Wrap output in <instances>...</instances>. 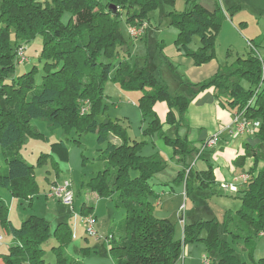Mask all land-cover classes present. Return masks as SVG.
<instances>
[{
	"label": "trees",
	"instance_id": "obj_1",
	"mask_svg": "<svg viewBox=\"0 0 264 264\" xmlns=\"http://www.w3.org/2000/svg\"><path fill=\"white\" fill-rule=\"evenodd\" d=\"M160 1L169 6L175 2L0 0V148L6 163L0 172V187L7 188L14 198L29 201L38 193L34 165L20 153L26 137L42 135L31 125L32 119L44 120L51 131L78 129L94 132L102 146L98 159L104 162V166L84 185L97 198L113 199L115 206L124 211L106 236L108 253L114 264H174L181 253V241L175 238V226L171 221L154 215L150 199L159 196L153 190L151 180L164 171L166 161L159 154H142V142L130 139L126 127L119 122L97 121L96 115L105 106L103 87L108 76L111 75L123 91L140 92L137 106L142 120L148 119L144 132L159 135L178 157L177 163L183 164L175 179L183 183L187 197L216 183L211 163L204 170H196L193 157L191 162H186V156H191L187 154L192 150L191 141L186 135L178 134L180 118L201 91L211 89L216 103L228 110L232 118L239 115L257 123L250 134H244L253 136L264 147V59L256 51L260 40L249 42L251 50L246 55L230 65L220 66L202 81L194 83L181 77L180 85L170 93L166 84L147 66L146 56L144 64L132 60L128 45L118 35L121 13H125L129 27L142 24L137 23L140 21L150 22L152 26L150 11L156 10ZM217 2L215 0L214 8L208 10L200 0H184L182 9L171 7L165 14L169 24L178 30L175 38L178 50L190 56L195 64L213 57L215 34L225 19ZM64 12L69 14L66 22L62 21ZM11 31L15 39L13 45L9 39ZM148 32L146 27L145 36ZM129 35L140 39L145 37L130 32ZM194 35H198L201 41L197 49L189 47ZM37 36L42 38L39 59L43 61V74L41 83L36 86L33 68L16 77L9 76L14 70V59L17 63L28 60L24 45ZM158 47L162 49V46ZM19 49L24 54L21 61L17 55ZM244 80L246 85L242 84ZM158 102H164L167 107L164 121L156 111ZM165 126L174 128V133L166 134ZM75 140L79 142L76 137ZM244 145L242 154L236 155L232 163L247 177H237L227 183L234 184L236 190L218 185L228 192H241V206L235 214L225 211L221 223L231 241L243 240L244 250L251 256L255 238L264 233V153L263 156L258 154L255 145ZM66 151L65 139L52 141L50 151L38 156V164L50 158L54 171L58 173V163L66 159ZM247 159H251L250 165ZM52 187L49 195L61 200L52 194ZM93 200L91 196L83 201L80 211L83 216L90 215L95 225ZM179 218L184 223L183 214ZM218 227L214 218L185 223L183 243L202 239L207 250L204 263L207 259L208 264H250L234 253L230 242L218 233ZM0 229L11 233L14 238L7 252L0 254L3 264H47L43 245L50 237L51 228L43 216L27 215L20 226L15 227L9 218V207L0 196ZM94 229V235L87 233L98 238ZM52 233L59 241L53 246L55 264H89L84 259L73 258L64 250L71 235L65 222L58 224ZM254 264H264V257Z\"/></svg>",
	"mask_w": 264,
	"mask_h": 264
},
{
	"label": "rangeland",
	"instance_id": "obj_2",
	"mask_svg": "<svg viewBox=\"0 0 264 264\" xmlns=\"http://www.w3.org/2000/svg\"><path fill=\"white\" fill-rule=\"evenodd\" d=\"M101 1L105 2L106 0ZM217 1L219 8L225 14V19L215 34L213 57L204 63L195 64L190 56L178 50L175 42L178 30L174 25L169 24L168 19L165 17L171 7L177 10L182 9L184 0H175L173 6L160 1L159 7L152 12L150 11L152 26L150 22H148L150 25H147L148 23L144 21L137 22L138 24L142 23L140 25L145 24L149 29L148 35L143 39H140L139 36V38H133L129 35V24L125 22V13H121L119 15L118 35L128 45L132 60H138V62L144 64V57L146 56L147 66H150L155 72L154 74L166 84L170 93H174L180 85L181 77L194 83L202 81L211 76L220 66L230 65L238 57L246 55L251 50L248 43L259 40L258 37L260 36L262 42L256 46V51L264 59V0ZM68 16L69 14L64 12L62 21L66 22ZM146 27H144L141 36H145ZM9 39L11 45H13L15 41L13 31L10 32ZM41 45V36H37L24 45V52L28 60L25 63H17L14 59V70L11 72L10 78L33 68L36 86L41 83L43 74V61L39 59ZM158 46H162V49H159ZM199 46H201L200 38L198 35H194L189 47L197 49ZM243 83L246 85L245 80ZM103 91L106 94L105 106L96 115L97 121L119 122L126 127L130 139L142 142V154H159L166 161L167 165L164 171L151 180L153 190L159 196H152L150 199L154 206V215L171 221L175 226L174 236L181 241V253L174 264H205L203 258L207 256V250L204 241L198 239L186 242V244L183 243V227L185 223L189 224L213 218L219 224L218 233L230 242L234 253L240 259L254 264L264 257V233L255 238L253 254L249 256L247 250H244L243 240L236 238L231 241V236L224 233L221 223L225 211L235 214L241 206V192H228L220 188L218 184H227V181H232L239 174H242L243 170L241 168L236 169L235 166H232L228 154L233 157L242 154V143L246 141L244 136L249 135L227 131V126L231 123L232 118L225 125L224 120L215 117L213 106L207 103L205 99L191 102L187 111L183 114V118H180L181 122L178 125V134L181 136L186 135L190 141H193L189 143L192 150L187 153L191 156H186V162H191L193 157V165L196 167V162L199 159L197 162V167H199L203 161L209 160L208 163L212 164L216 183L201 190H196L194 194L187 197L183 193V183L178 184L175 179L177 170L183 164L177 163L178 157L173 155L172 148L165 144L159 135H149L144 132L148 125V119L142 120L137 106L140 92L123 91L111 79V75L106 78ZM156 111L161 121H164L167 111L166 104L158 102ZM239 120L242 121V119ZM183 124L185 126H181ZM31 125L42 135L40 137H26L20 148V153L27 162L34 165V177L38 185V193L29 201L13 198L7 188L0 187V196L9 207V218L12 224L19 227L22 220L30 214L40 215L48 220L51 232L50 237L43 245L45 250L44 260L47 264H55L53 246L58 245L59 241L52 232L58 224L64 222L71 234L69 242L64 247L69 255L76 259H84L89 264H114L108 253L106 236L113 224L122 218L124 211L122 208L115 206L113 199L109 197L97 198L84 185L104 166V162L98 159L101 154L99 148L102 146L97 142L96 134L78 129L51 131L42 119H32ZM164 131L166 134L171 135L174 133V128L165 126ZM227 134L232 135L234 138L238 137L239 142L235 145V149L229 147L234 138H227L229 136ZM211 135L217 136V139L215 142L208 144L207 141ZM75 137L79 142L75 140ZM249 137L251 143H257L256 138ZM58 139L66 140L67 156L65 160L59 161L60 171L57 173L54 171L50 158L45 163L42 160L38 164V156L42 152H49L50 143ZM205 140L206 142L202 143ZM223 144L225 149L219 151L218 148ZM200 148L202 151H200ZM255 148L258 150L259 153L256 151L258 154L262 155L264 153V147L261 143H257ZM214 152H216L215 156H213ZM202 154L205 160L200 159ZM246 162L251 163V159H247ZM226 165L228 168L232 167L235 171L228 180L225 179ZM5 166V158L0 148V172L3 171ZM132 174L134 175L135 172H132ZM64 179H68L72 183L71 188L74 196L71 203H66L49 195L52 185ZM89 194L94 197L92 201L96 215L94 228H96L98 238L88 235L83 218H91V216H83L80 211L81 204L89 198ZM179 211H181V214L178 215ZM182 214L184 223L180 222L179 218V216L182 217ZM0 235L2 239L0 240V253H5L14 238L11 233H4L1 229ZM204 235L202 233V236ZM24 264L29 263L25 262Z\"/></svg>",
	"mask_w": 264,
	"mask_h": 264
},
{
	"label": "built area",
	"instance_id": "obj_3",
	"mask_svg": "<svg viewBox=\"0 0 264 264\" xmlns=\"http://www.w3.org/2000/svg\"><path fill=\"white\" fill-rule=\"evenodd\" d=\"M144 25H140V26H131L129 27V32L132 35H137V36H141L143 34L144 31ZM17 55L19 56V60H23L24 59V54L22 49H19L17 52ZM239 119H242V121H240ZM255 125H257V123H252L248 120H246L243 116H239L236 115L234 116V118H232L231 123L227 126V130L229 132H235V133H240V134H244V133H249L253 130L252 127H254ZM250 134V133H249ZM217 139V136H213L212 139H209L207 141L208 144L215 142V140ZM205 145V144H204ZM238 179H245L247 177L246 174L242 173L239 174ZM223 187H228L230 190H236V186L232 183L229 184H222ZM52 194L58 198L61 199V201H64L66 203H71L73 200V192L71 190V182L69 180H63V182L61 184H57L54 187H52ZM83 221L85 223L86 226V230L89 234L94 235L95 234V229H94V219L91 218H83ZM181 222V220H180ZM205 263L208 264L207 259L205 260Z\"/></svg>",
	"mask_w": 264,
	"mask_h": 264
},
{
	"label": "crops",
	"instance_id": "obj_4",
	"mask_svg": "<svg viewBox=\"0 0 264 264\" xmlns=\"http://www.w3.org/2000/svg\"><path fill=\"white\" fill-rule=\"evenodd\" d=\"M200 2H201V5L202 6H204L206 9H208V10H212L213 8H214V5H215V0H200ZM231 17V16H230ZM148 35V34H147ZM146 37V36H145ZM258 39L260 40V42H262V37L260 36V37H258ZM256 41V40H255ZM251 42V41H250ZM190 81V80H189ZM199 99L200 100H202V99H205V101L207 102V103H209V104H211L213 107H212V109H213V111H214V113H215V117L218 119H222V120H224L226 123H225V125L226 124H228L229 122H230V120H231V118H232V116H231V113L228 111V110H226V109H223V108H221L217 103H216V100H215V97H214V95H213V91L211 90V89H206V90H204V91H201L194 99H193V101L192 102H194V101H196V100H198L199 101ZM184 120V119H183ZM224 125V126H225ZM181 126H185L184 124L183 125H181ZM227 135H229V134H227ZM208 136H210V135H208ZM208 136H206V137H208ZM244 136V135H243ZM246 139V141L245 142H243L242 143V149H243V146H245L244 145V143H250L251 145H255V143L253 144V143H251L250 141H249V136H244ZM205 138V137H204ZM204 138H202V139H204ZM227 138H234L232 135H229V136H227ZM191 142H193V141H191ZM239 142V139H238V137L236 136L231 142H230V144H229V147L230 148H233V149H235V145L237 144ZM200 143V142H199ZM208 149H211V148H208ZM212 149H214V148H212ZM219 151H222V150H224L225 149V147H224V144H223V146H220L219 148ZM215 154H216V152H214L213 153V156H215ZM228 157L230 158V160H231V163L233 162V159H234V157L231 155V154H228ZM200 159H203V160H205V158H204V155L202 154V157L200 158ZM198 161H199V159H198ZM197 161V162H198ZM197 162H196V167H194V169H196V170H204V169H206L207 168V165H208V162H209V160H205V161H203V163L202 164H200L199 165V167H197L198 166V164H197ZM249 164V163H248ZM232 166H234L233 165V163H232ZM236 168V167H235ZM237 169V168H236ZM234 169L232 168V167H227V165H226V167H225V174H226V177H225V179H229L233 174H234ZM179 181V180H178ZM215 181H216V178H215ZM227 182H230V180L229 181H227ZM178 184H179V182H177ZM184 193V192H183ZM185 195V194H184ZM92 195L91 194H89V198L91 197ZM14 198V197H13ZM3 231V230H2ZM4 233H6L5 231H3ZM0 240H2L1 239V235H0ZM1 254V253H0ZM0 264H3V262H2V260L0 259Z\"/></svg>",
	"mask_w": 264,
	"mask_h": 264
},
{
	"label": "water",
	"instance_id": "obj_5",
	"mask_svg": "<svg viewBox=\"0 0 264 264\" xmlns=\"http://www.w3.org/2000/svg\"><path fill=\"white\" fill-rule=\"evenodd\" d=\"M113 9H114V7H113Z\"/></svg>",
	"mask_w": 264,
	"mask_h": 264
}]
</instances>
